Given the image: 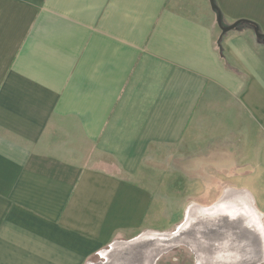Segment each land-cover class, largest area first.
<instances>
[{"label":"crops","instance_id":"0c3cea01","mask_svg":"<svg viewBox=\"0 0 264 264\" xmlns=\"http://www.w3.org/2000/svg\"><path fill=\"white\" fill-rule=\"evenodd\" d=\"M214 2L223 26L264 35V0ZM255 28L222 33L209 0H0V264L119 260L157 232L156 195L138 177L158 149H179L194 179L228 180L241 163L232 178L264 180L248 161L264 139ZM219 203L202 208L207 231L229 212ZM260 224L248 258L241 239L181 250L192 264H264Z\"/></svg>","mask_w":264,"mask_h":264},{"label":"rangeland","instance_id":"374dc122","mask_svg":"<svg viewBox=\"0 0 264 264\" xmlns=\"http://www.w3.org/2000/svg\"><path fill=\"white\" fill-rule=\"evenodd\" d=\"M251 144L252 147H249L250 154L248 156V161L252 162V164L249 166H253V168H256L257 170L260 167H263L259 173L264 172V162L260 163L264 154V139L261 138V141L258 144ZM255 151H258L259 153H255ZM186 152L187 155L185 158H189L188 148L186 149ZM179 153V149L174 150L173 148L156 150L145 160L143 169L138 177V180L141 183L150 184L156 195L157 204L154 222L155 227L157 226L158 228L156 229L157 232L152 233L172 234V236L176 235V237L173 238L175 240L169 245V249L158 253L153 264H159V261L171 264H181L183 262L185 264H192L193 256L189 252L185 253L181 250L183 247V249L189 251L188 247H186L187 245H185L184 239H196L201 240L203 244L206 242L210 244L214 239L216 241L217 239H219V241L224 239L225 242L229 241L228 243H233V241L240 238H238L240 235L238 233L239 229L237 224L239 220L236 219L235 212H237V210H234V208L230 209L231 211H234L235 217L233 213L229 214V212H222L223 217L218 214V224L211 225L207 232L196 227V225L199 227H205L210 224V221L206 220L207 215L198 214L196 208L201 207L202 209L212 207L217 202L222 201L221 199L224 198L222 193L224 191L229 192L230 200L235 199L237 195L240 194V198L244 199L246 202L245 207H249L248 204L251 205V211L257 213L258 218H260L259 221L264 227V194H256L255 196H252L249 193V191L257 190V186L264 188L263 179L248 181L232 178V176H237V173L240 170L243 171L244 164L241 165V163L240 165L238 163H230L227 165V170L230 172L229 177H231L228 180L212 181L206 179H194L190 174L183 171L181 166L175 164V161H180ZM231 201L230 205L234 207L232 203L233 201ZM238 201H240L238 202V205L242 206V201ZM247 219L245 220L246 223L248 221ZM186 222H188L186 224L187 226L190 224L187 229L182 226ZM181 228L184 230H182V232H180L181 230L178 231ZM229 245L230 248H232L234 244Z\"/></svg>","mask_w":264,"mask_h":264},{"label":"bare ground","instance_id":"6f19581e","mask_svg":"<svg viewBox=\"0 0 264 264\" xmlns=\"http://www.w3.org/2000/svg\"><path fill=\"white\" fill-rule=\"evenodd\" d=\"M240 197L241 196H238V198H236V199H231L233 201L232 202L229 199V196H226V197H224L222 199V201H220L219 204L215 205L214 207H217V206H219L221 204L223 206L226 205L227 208L229 209V214L230 213H233L234 214V211H231L230 208H234V210H237V212H235V214H236V219L239 220V222L237 224H238V229H239L238 230V233H239L240 236H238V238L240 237L239 239H241V240H243L245 242L244 243V248H242L243 245L241 246L240 255L242 257V252L244 251V256L246 258H248L247 256H249V254H248L249 253L248 252L249 249H248V247L246 245V241L249 242L251 240H254V244L256 242L257 245H259V239H255V238L257 237V233L259 234L260 231H261L260 228L258 227L259 226L258 224H260V223L257 222V219L259 220L260 218H258L257 213H253L251 211V209H252L251 208V205L248 204L249 207H245L246 206V202H245L244 199H241ZM238 200H241L242 201L241 202L242 203V206L241 205L240 206L238 205V202H240ZM230 201L233 203L234 207H232L230 205ZM245 208H247V209H245ZM201 211L203 212L202 214H206V212H208L207 209H201ZM220 212L221 211H219V212H213L212 215L214 217H217V214H221ZM198 214H199V212H198ZM235 214H234V217H235ZM206 218H207V216H206ZM242 218H244V219H242ZM240 219H242V220H240ZM246 219L248 220L247 223L245 222ZM254 221L257 222L258 224H255ZM187 223L188 222H186L184 225H182L183 228H186V229L189 228L188 227L189 224H188V226L186 225ZM213 225H215V224H212V226ZM183 228L179 229L178 231L181 230L180 232H182V230H184ZM198 229H200V230L202 229V230H205L207 232V230H206L205 227H201V228L198 227ZM171 236H172V234H162V235H158L156 233H147V234L141 236L139 239H136V240H133V241L127 243L126 244V245H128L127 247H120V248L114 250V253L120 254V256H123V257H120L119 260L111 261L110 264H143L142 263L143 261L141 259L144 260V257L147 254H149L150 256H154L161 249H164V248L168 247L175 240L173 238H170ZM174 237H176V235ZM236 248H237V244L235 246V249ZM245 248H247V250H245ZM139 252L140 253H143V254H139ZM256 254H257V252H256ZM140 255H142V256L140 257ZM125 259L126 260L129 259V260L126 261ZM257 259L258 258L255 257L254 259L251 260V262L249 264L255 263L257 261ZM233 261L234 260L231 259L230 260V263L231 264H234ZM146 263H147V261H146Z\"/></svg>","mask_w":264,"mask_h":264},{"label":"water","instance_id":"95a60500","mask_svg":"<svg viewBox=\"0 0 264 264\" xmlns=\"http://www.w3.org/2000/svg\"><path fill=\"white\" fill-rule=\"evenodd\" d=\"M209 1H210V4H211V7L213 9H215L216 7H215V4H214V0H209ZM216 21H217V24L219 25L222 33H226L228 31H231L238 25L237 22H234L231 25L223 26L222 23H221V13H220L219 9H216ZM255 33H256L257 37H260V34H258V29L257 28H255ZM174 236L175 235L171 236L170 238H175Z\"/></svg>","mask_w":264,"mask_h":264},{"label":"trees","instance_id":"16d2710c","mask_svg":"<svg viewBox=\"0 0 264 264\" xmlns=\"http://www.w3.org/2000/svg\"><path fill=\"white\" fill-rule=\"evenodd\" d=\"M214 4H215V2H214ZM215 7H216V8H215L214 10H215V12H216V9H218V7H217L216 4H215ZM236 22H237L238 24H240V23L250 24V25H253L254 27L258 28L257 25H256L255 23L251 22V21H247V20H237ZM258 34H260V37H258L259 40L264 38V35L261 34L259 30H258Z\"/></svg>","mask_w":264,"mask_h":264}]
</instances>
